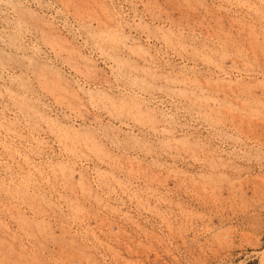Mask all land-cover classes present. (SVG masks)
<instances>
[{
	"label": "rangeland",
	"instance_id": "1",
	"mask_svg": "<svg viewBox=\"0 0 264 264\" xmlns=\"http://www.w3.org/2000/svg\"><path fill=\"white\" fill-rule=\"evenodd\" d=\"M5 1L0 264H260L264 0Z\"/></svg>",
	"mask_w": 264,
	"mask_h": 264
},
{
	"label": "bare ground",
	"instance_id": "2",
	"mask_svg": "<svg viewBox=\"0 0 264 264\" xmlns=\"http://www.w3.org/2000/svg\"><path fill=\"white\" fill-rule=\"evenodd\" d=\"M4 2H6L7 3V1H5L4 0ZM10 2V1H9ZM35 3V2H34ZM10 4V3H9ZM11 5V4H10ZM7 6H8V3H7ZM12 9H14L15 10V12H16V14L18 15V18H20L19 20H21V22L22 23H24L25 25H27L28 27H29V29L31 28V29H35L37 32H39V34H42L41 36H43V38H48V32L45 30V28H44V25H42V23L41 22H36L34 19H33V15L34 14H30L29 12H27V11H25V10H23L19 5H17V3H16V5L15 4H13L12 5ZM8 8H9V6H8ZM11 9V8H10ZM29 11V10H28ZM14 12V13H15ZM42 19V18H41ZM3 20V19H2ZM42 21V20H41ZM11 27V26H10ZM20 27V26H19ZM90 28V27H89ZM27 30V29H26ZM41 32V33H40ZM50 32V31H49ZM51 33V32H50ZM93 37V36H92ZM123 37V36H122ZM102 38L104 39L105 38V40H104V42H107V43H113V42H115L116 44L119 42L121 45L123 44V46L124 45H126L125 43H123V40H120V39H117V37H112V38H110V37H108L107 38V36L106 37H104V36H102ZM15 39V38H14ZM93 39H94V37H93ZM96 39V38H95ZM94 39V40H95ZM49 40V39H48ZM112 41V42H111ZM17 42H19V41H17ZM96 42V41H95ZM44 42H42V44H43ZM97 43V42H96ZM107 43H105V44H107ZM45 44V43H44ZM100 44V43H99ZM6 45V44H5ZM16 45V44H15ZM109 45V44H108ZM108 45H106V46H108ZM111 46L113 45V44H110ZM110 45H109V47H110ZM115 46V45H114ZM118 46V45H117ZM101 47V46H100ZM105 47V46H104ZM38 49V48H37ZM101 49H103V46H102V48ZM127 49V48H126ZM105 52V51H104ZM3 53V52H2ZM4 54V53H3ZM2 54V55H3ZM0 58H2L1 57V55H0ZM36 63V62H35ZM15 64V63H14ZM45 66V65H44ZM38 66H37V64L36 65H34V67H33V69L34 70H36L37 71V73L39 72L40 74H41V70H38V68H37ZM6 68V67H5ZM36 73V72H35ZM43 75H45L44 73H43ZM45 77V76H44ZM53 82V81H52ZM213 91V90H212ZM228 91V90H227ZM187 98V97H186ZM208 99V98H207ZM115 103V102H114ZM26 107V106H25ZM24 109V108H23ZM30 112V111H29ZM33 114V113H32ZM36 114V113H35ZM37 115V114H36ZM44 120V119H43ZM149 129V128H148ZM83 138V137H82ZM262 255H264L263 253H262ZM263 258H262V260H261V262H260V264H264V256H262ZM10 261V260H9Z\"/></svg>",
	"mask_w": 264,
	"mask_h": 264
}]
</instances>
